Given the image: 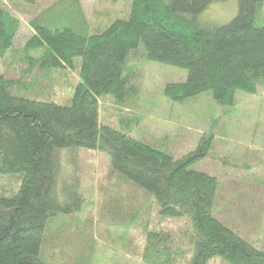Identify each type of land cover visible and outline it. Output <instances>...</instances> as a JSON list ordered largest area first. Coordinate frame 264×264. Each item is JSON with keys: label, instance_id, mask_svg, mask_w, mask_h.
<instances>
[{"label": "trees", "instance_id": "16d2710c", "mask_svg": "<svg viewBox=\"0 0 264 264\" xmlns=\"http://www.w3.org/2000/svg\"><path fill=\"white\" fill-rule=\"evenodd\" d=\"M218 1L225 0H133L128 18L94 33L78 4L75 19L65 23L55 3L30 21L34 34L19 53L13 46L20 20L0 0V264H53L49 222L83 205L64 154L81 149L109 155L116 173L154 196L161 218L188 223L177 235L147 229L149 264H177L183 247L189 264L217 257L264 264V252L213 214L220 185V167L209 157L214 135L176 156L100 122L104 104L123 110L140 92L128 67L135 59L187 70L184 83L165 87L173 102L211 91L218 104L232 106L238 91L257 93L264 80V0H238L227 24L201 23ZM38 50L41 56L30 54ZM76 58L81 81L70 105L20 95L38 74L73 69Z\"/></svg>", "mask_w": 264, "mask_h": 264}, {"label": "rangeland", "instance_id": "374dc122", "mask_svg": "<svg viewBox=\"0 0 264 264\" xmlns=\"http://www.w3.org/2000/svg\"><path fill=\"white\" fill-rule=\"evenodd\" d=\"M55 3L60 4L57 17L65 23L75 19L78 4L94 33L128 18L133 0H4V7L21 23L15 52L21 53L34 34L30 21ZM237 14L238 0L218 1L199 20L224 25ZM128 67L138 78L140 92L123 110L104 104L103 108L109 106L101 108V124L176 156L196 149L204 134L214 135L209 157L211 165L220 167V185L213 214L264 252V80L255 94L238 91L232 106L218 104L211 91L173 102L165 96V87L184 83L187 70L145 58L129 62ZM80 69L81 58H76L73 69L38 74L20 95L68 106L81 81ZM4 70L0 60V74ZM64 159L68 176L78 177L83 205L80 211L59 214L49 222L47 247L53 264H149L144 258L147 229L177 235L188 227L184 220L161 218L154 196L116 173L109 155L81 149L65 153ZM183 248L178 250L177 264H189L190 254ZM209 264L228 263L217 257Z\"/></svg>", "mask_w": 264, "mask_h": 264}]
</instances>
